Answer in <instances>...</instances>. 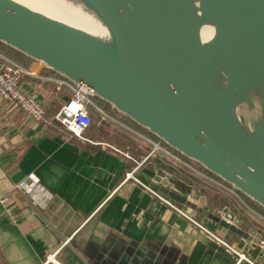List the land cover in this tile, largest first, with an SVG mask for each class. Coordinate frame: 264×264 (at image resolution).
<instances>
[{
	"label": "water",
	"instance_id": "obj_1",
	"mask_svg": "<svg viewBox=\"0 0 264 264\" xmlns=\"http://www.w3.org/2000/svg\"><path fill=\"white\" fill-rule=\"evenodd\" d=\"M28 1L76 13L52 10L64 21L21 0H0L1 44L89 89L264 211V0ZM154 162L139 176L186 205L190 193L181 185L190 187L163 179ZM207 207L221 212L203 215L238 249L256 248L260 231L224 205ZM263 257L264 248L256 262Z\"/></svg>",
	"mask_w": 264,
	"mask_h": 264
},
{
	"label": "crops",
	"instance_id": "obj_2",
	"mask_svg": "<svg viewBox=\"0 0 264 264\" xmlns=\"http://www.w3.org/2000/svg\"><path fill=\"white\" fill-rule=\"evenodd\" d=\"M45 69L35 62L29 69L35 76H25L20 83L45 106L44 122L33 121L0 99V193L21 184L27 187L0 204V264H43L47 252L63 240H69L70 248L59 257L65 264H236L223 247L173 209L135 182L125 181L133 160L148 148L139 132L118 119L93 122L84 133L87 140L81 141L51 121L69 93L60 91L55 100L54 78ZM107 136L122 143L118 149ZM154 161L164 168L163 179L175 176L190 187L187 191L181 185L190 193L186 205L174 206L228 243L236 246L216 221L203 215L221 216L207 207L209 203L224 205L239 221L260 231L256 248L244 251L257 261L264 248L260 212L186 164L169 157ZM140 173L135 176L150 188ZM257 264H264V257Z\"/></svg>",
	"mask_w": 264,
	"mask_h": 264
},
{
	"label": "built area",
	"instance_id": "obj_3",
	"mask_svg": "<svg viewBox=\"0 0 264 264\" xmlns=\"http://www.w3.org/2000/svg\"><path fill=\"white\" fill-rule=\"evenodd\" d=\"M25 76H35L30 70L25 69L16 62L9 59L7 56L0 53V99L4 101L8 106L17 108L26 116L31 118L35 122H44L46 109L45 106L37 99L35 93H26L20 86L21 80ZM54 82V96L55 100H59L57 94L60 91L66 90L69 94L61 102L59 107L55 110L51 117V121L63 127L75 138L86 141L84 137L85 131L92 124V120L89 116L88 108L94 109L99 115L98 124L106 122L105 118L116 122V119L104 113L93 101L90 95V90L86 89L84 86H75L64 79H51ZM138 136L146 143L147 151L137 160L131 159L128 155L125 157L134 161L135 166L125 174V181L131 180L136 184L140 185L143 189L150 192L162 203L173 209L179 216L186 219L191 223L197 230H199L209 241L214 242L218 246L225 249L226 254L232 257L236 264L246 263V264H257L255 260L249 258L246 253L238 249L235 245L228 243L225 239L220 237L216 232L208 229L203 224L199 223L197 220L186 214L183 210L177 208L172 204L167 198L161 196L160 194L154 192L147 185L143 184L135 175L139 173L147 163L157 158H171L178 161L195 173L200 175H207L202 170H198L191 166L190 164L182 159L180 155L172 151L171 149L158 144L149 138L137 133ZM116 151V150H115ZM196 167V166H194ZM210 177V176H209ZM212 178V177H211ZM214 180V179H213ZM35 181L34 183H36ZM220 185H224L222 182L216 180ZM226 186V185H224ZM228 187V186H227ZM22 188H27L25 185L14 186L8 193H0V204H5L9 197L14 195L16 191ZM230 190L231 188L228 187ZM232 192H235L231 190ZM237 193V192H235ZM69 240H63L57 247L51 249L47 252L43 264H65L59 257L65 247H67ZM264 247V243L261 244Z\"/></svg>",
	"mask_w": 264,
	"mask_h": 264
},
{
	"label": "trees",
	"instance_id": "obj_4",
	"mask_svg": "<svg viewBox=\"0 0 264 264\" xmlns=\"http://www.w3.org/2000/svg\"><path fill=\"white\" fill-rule=\"evenodd\" d=\"M0 53H2L3 55L9 57L10 59L14 60L15 62H17L19 65L25 67L26 69H30L31 66L34 64V61L30 58H27L25 56H23L22 54L14 51L13 49L9 48V47H6L4 46L3 44L0 43ZM48 74L53 77V78H57V79H62L60 78L59 76H57L56 74H54L53 72H51L50 70L48 69H45ZM92 101L106 114H108L109 116L115 118V119H118L120 122H122L123 124H125L126 126H129L131 127L132 129L136 130L137 132H139L141 135L149 138L150 140L158 143V144H161L162 146L166 147L163 143H161L160 141H158L154 136L150 135L147 131L141 129L140 127H138L137 125H135L134 123H132L131 121H129L127 118L117 114L114 109H112L109 105H106L105 103L99 101L98 99L96 98H91ZM88 112H89V116L92 120V123L93 122H96L98 123V118H99V115L98 113L92 109V108H88ZM55 123V122H54ZM102 124V123H100ZM147 151V150H146ZM182 157V156H181ZM182 159L190 164H193L191 163L190 161H188L187 159L183 158ZM194 165V164H193ZM196 167H198L197 165H194ZM199 168V167H198ZM200 169V168H199ZM202 170V169H200ZM203 171V170H202ZM205 172V171H203ZM208 176L216 179L215 177H213L212 175L208 174L207 172H205ZM217 180V179H216ZM244 198V197H243ZM247 203L253 207L255 210H257L258 212H260L263 216H264V211L256 204H254L253 202L249 201L248 199L244 198Z\"/></svg>",
	"mask_w": 264,
	"mask_h": 264
},
{
	"label": "bare ground",
	"instance_id": "obj_5",
	"mask_svg": "<svg viewBox=\"0 0 264 264\" xmlns=\"http://www.w3.org/2000/svg\"><path fill=\"white\" fill-rule=\"evenodd\" d=\"M34 2L37 3L36 0H33ZM21 2L23 3H28L30 6H32L34 9L42 12V13H45V14H50L52 16H54L55 18H59L61 20H64L66 21L65 19L59 17L58 15H56L55 13H52V10L56 13H76V10H69V9H62L61 6L59 5V3H52V5H46L44 1L38 3V4H35V3H30L28 0H21ZM40 4V5H39ZM46 7V8H45ZM66 7V6H65ZM64 7V8H65ZM93 30V29H92ZM94 34H99V31H95L94 30Z\"/></svg>",
	"mask_w": 264,
	"mask_h": 264
},
{
	"label": "rangeland",
	"instance_id": "obj_6",
	"mask_svg": "<svg viewBox=\"0 0 264 264\" xmlns=\"http://www.w3.org/2000/svg\"><path fill=\"white\" fill-rule=\"evenodd\" d=\"M9 58V57H8ZM10 59V58H9ZM12 60V59H11ZM12 61H14V60H12ZM15 62V61H14ZM17 63V62H16ZM35 63V62H34ZM18 64V63H17ZM21 66V65H20ZM33 66V65H32ZM23 67V66H22ZM25 68V67H24ZM26 69V68H25ZM59 107V106H58ZM98 120H99V118H98ZM105 121L106 122H108V123H111V122H113V121H111V120H109L108 118H105ZM105 140H109V141H111V142H114V145L117 147V149H118V146H120V144H122V143H116L115 142V140L113 139V138H110V137H105ZM116 147H114V148H116ZM120 148V147H119Z\"/></svg>",
	"mask_w": 264,
	"mask_h": 264
},
{
	"label": "flooded vegetation",
	"instance_id": "obj_7",
	"mask_svg": "<svg viewBox=\"0 0 264 264\" xmlns=\"http://www.w3.org/2000/svg\"><path fill=\"white\" fill-rule=\"evenodd\" d=\"M240 196V195H239ZM241 198H242V196H241Z\"/></svg>",
	"mask_w": 264,
	"mask_h": 264
}]
</instances>
